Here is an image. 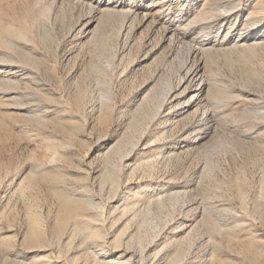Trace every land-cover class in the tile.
<instances>
[{"label":"rangeland","instance_id":"obj_1","mask_svg":"<svg viewBox=\"0 0 264 264\" xmlns=\"http://www.w3.org/2000/svg\"><path fill=\"white\" fill-rule=\"evenodd\" d=\"M0 71V264H264V0H0Z\"/></svg>","mask_w":264,"mask_h":264},{"label":"bare ground","instance_id":"obj_2","mask_svg":"<svg viewBox=\"0 0 264 264\" xmlns=\"http://www.w3.org/2000/svg\"><path fill=\"white\" fill-rule=\"evenodd\" d=\"M199 49V48H198ZM196 50L194 49L193 51H191V54H195ZM194 63V62H193ZM186 71H185V76L189 79L190 84H192L190 87L193 88L194 90H197L198 93L202 92L205 90L206 88V83L205 81L202 79V76L200 74V70L202 69V63L200 62H195V64L187 67L186 65ZM1 72V71H0ZM12 75V74H11ZM12 77H16L18 79H22V75L21 74H17L14 73V75H12ZM197 93V94H198ZM169 94V93H168ZM196 94H194L195 96ZM193 96V97H194ZM166 99V98H165ZM204 121V120H203ZM206 123V122H205ZM208 123V122H207ZM212 124V123H211ZM200 127V126H199ZM64 205H68V203L66 204V200H65V204ZM62 207V206H61ZM66 207V206H64ZM60 208V207H59ZM68 208V207H67ZM72 208V207H71ZM66 209V208H65ZM74 208H72L73 210ZM61 210V208H60ZM67 210V209H66ZM69 211V210H68ZM62 212V211H61ZM67 212V211H66ZM64 214V213H63ZM63 216V215H62ZM35 231V230H34ZM29 233V232H28ZM31 233V232H30ZM28 235V234H27ZM32 235L35 237L36 241L39 240V235L40 233L38 231H35L34 233L32 232ZM34 239V240H35ZM45 243V242H44ZM28 244V243H27ZM31 244V243H30ZM39 244V243H38ZM35 245V243H34Z\"/></svg>","mask_w":264,"mask_h":264}]
</instances>
